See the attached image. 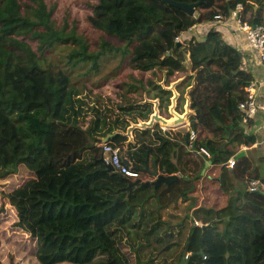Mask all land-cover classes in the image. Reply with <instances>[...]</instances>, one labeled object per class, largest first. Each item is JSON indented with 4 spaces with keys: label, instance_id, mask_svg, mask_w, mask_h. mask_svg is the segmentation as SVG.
<instances>
[{
    "label": "trees",
    "instance_id": "16d2710c",
    "mask_svg": "<svg viewBox=\"0 0 264 264\" xmlns=\"http://www.w3.org/2000/svg\"><path fill=\"white\" fill-rule=\"evenodd\" d=\"M97 1V26L118 44L103 41L90 52L75 30L57 27L44 0H30L25 12L18 0H0V181L26 174L4 197L16 212L15 227L36 243L37 262L264 264V196L243 185L264 180V156L253 160L257 138L246 131L240 110L255 79L221 30L194 31L219 16L228 18L239 4L244 21L264 25V0H202L194 16L160 0ZM179 37L186 45H179ZM57 46H75L67 54L71 70L90 62L89 73L98 72L102 56L125 53L133 70H158L166 86L181 80L178 88L193 112L196 137L190 144L206 148L212 165L224 167L248 149L233 170L222 169L220 188L234 194L229 206L194 211L202 226L212 223L206 231L196 219L184 227L162 217L171 204L191 200L206 164L189 158L188 135L147 125L161 94L142 97L143 84L127 85L114 107L93 102L91 91L81 96L72 89L70 74L51 58ZM162 93L169 107L172 94L166 88ZM140 123L141 136L130 140L131 132L140 133L133 128ZM111 134L116 135L109 143L127 151L136 171L143 172L149 158L162 175L179 179L130 193L129 179L110 172L104 161L102 140Z\"/></svg>",
    "mask_w": 264,
    "mask_h": 264
},
{
    "label": "rangeland",
    "instance_id": "374dc122",
    "mask_svg": "<svg viewBox=\"0 0 264 264\" xmlns=\"http://www.w3.org/2000/svg\"><path fill=\"white\" fill-rule=\"evenodd\" d=\"M18 1L23 7V12H25L27 9L25 6L30 4V0ZM44 1L48 8L54 11L53 18L56 21L57 27L62 28L67 26L68 32L75 30L76 35L82 37L88 43L90 52H97L103 41H107L114 46L118 44V40L115 37L110 36L102 27L97 26V21L95 19L97 17L94 15V8L98 3L97 0ZM196 30H198V28H196ZM181 41L183 42L182 45H186L183 37ZM71 47L73 48L75 46ZM71 47L65 48L64 46H57L52 52L51 58L57 64L58 68L64 69L65 71L67 70L72 78V89L79 92L81 96L87 94L89 90L92 92L93 102L95 99H98L103 105L114 107L117 102H120L118 94L126 91L128 88L127 85L141 87L143 84V90L139 92L142 94V97L149 98V96L155 95V93H160L162 96V98L153 101L155 108L154 114L162 119L171 118L172 120H169H171L170 122L172 123L174 122L172 124L173 127L176 125L184 126L187 122H190V117L181 110L184 109L182 102L186 100L182 98L181 89L178 88L180 83H171L166 86L167 80L164 79L158 70L144 73L133 70L130 67L131 55L125 53H117L113 56L108 54L102 56L99 60L100 69L98 72L89 73L91 67L90 62L81 63L75 70H71L66 64L67 54ZM125 48L128 50L129 45L125 44ZM149 81L158 84L159 88L153 89V85L155 84L150 85ZM164 88L172 94L170 103L173 104L174 108H172L171 113L169 112L170 109L168 110L166 107V96L162 93ZM137 96L138 94H136V97ZM116 112H119V110L116 109ZM140 124L138 127H133L134 129L140 128L138 130L140 133L135 134L131 132L129 135L130 139H135L138 134L141 136L143 125L141 126ZM156 124L159 129L163 131L164 122L157 120ZM182 134L185 133L182 132ZM251 152L254 161L264 156V152L258 148H255ZM233 160H235V158ZM214 172L215 171H209L207 175L210 178L206 177V175L204 179L202 178L200 182L194 184L190 202L179 200L171 204L168 208L163 209L161 212L163 219L171 222L173 225L185 224L184 227H190V221L192 219L198 220L196 214L192 211L193 207L197 206L199 209L213 210L216 212L226 209L231 202V198L234 197V194L227 195L222 191L217 180L219 178V173L213 174ZM25 178L26 174L8 181H0V264H39L35 257L36 243L31 241L26 233L18 227H15L16 212L4 197V194L10 193L12 189L21 184ZM254 181H259L264 184L263 178L262 180ZM251 183L252 182H246L243 185L248 189ZM243 185H238L237 188L242 189L244 188ZM262 189L264 190V188ZM238 204L234 203V208H236ZM202 216L205 217V219L209 217L206 214ZM200 221L202 220H198L199 223H201ZM159 261L161 262L162 260Z\"/></svg>",
    "mask_w": 264,
    "mask_h": 264
},
{
    "label": "built area",
    "instance_id": "2783aa9c",
    "mask_svg": "<svg viewBox=\"0 0 264 264\" xmlns=\"http://www.w3.org/2000/svg\"><path fill=\"white\" fill-rule=\"evenodd\" d=\"M244 7L242 4L236 6L228 18L217 17L214 22L204 24L203 27L221 30L223 33L229 31L230 33L243 34L248 42L251 49L257 52L259 60L264 68V25L253 26L248 22L244 21L242 13ZM176 41L181 45V37L177 38ZM263 83L254 80L250 86L247 88L248 99L240 104V110L244 114L243 124L247 125L250 120L254 119L259 112L264 113V101H258V92L261 90ZM164 132H168L171 129L164 127L162 128ZM174 130V129H173ZM189 137V152L198 153L204 156L206 159L211 160L210 152L202 147H194L192 144L195 140V133L193 131L186 134ZM104 152V161L107 165L113 167L114 171L125 176L131 181L142 180L144 182L142 173L136 171L133 167L126 164L125 154L127 151L122 152V149L118 146H114L110 143H103L102 145ZM236 161L231 159L224 168L233 170L235 168ZM264 188V184L259 181H252L251 185L248 187L250 192H256L259 189ZM195 225L202 227V224L195 221Z\"/></svg>",
    "mask_w": 264,
    "mask_h": 264
},
{
    "label": "crops",
    "instance_id": "0c3cea01",
    "mask_svg": "<svg viewBox=\"0 0 264 264\" xmlns=\"http://www.w3.org/2000/svg\"><path fill=\"white\" fill-rule=\"evenodd\" d=\"M196 28L204 29L205 27H203V25L202 26L198 25ZM196 28L194 29V31L196 30ZM224 37L230 43L231 46H233L234 48H236L238 51H240L242 53L243 61H244V68L252 72L255 80H258V81L263 83L261 90L257 94V96H258L257 98H258L259 102L264 101V68H263V66L259 60L257 52L249 47L248 42H247V40L243 34L230 33L229 31H225ZM180 81L181 80H178V81H175L173 83L177 84V83H180ZM182 98H185L186 101L182 102V105H184V109H181V110L183 113H186L190 117L193 112L189 109V100L187 98V95L182 94ZM166 107H167V103H166ZM167 108H168V110L170 109L169 112L171 113L172 108H174L173 104L170 103V106ZM174 112L177 113L176 111H174ZM169 119H171V118H165L164 119L167 122V123H164V127L170 128L171 130L168 132H163V133H174V134L175 133H181V135L184 136L186 134H189V132H191V123L190 122H187L184 126L174 124L176 126L173 127L172 124L174 122L173 123L170 122L172 119L171 120H169ZM154 124H156V123H154ZM138 125H134V127H138ZM140 125L142 126L143 123H141ZM247 125H248L246 127L247 130L246 129L245 130L249 134L255 135L257 138V144H256L255 148H258L259 150L264 152V113L259 112L258 115L254 119L250 120ZM137 129H140V128H137ZM182 132H184L185 134H182ZM129 138H130V136H129ZM130 140H132V139H130ZM254 149H252V150H254ZM243 150L248 151L247 148H243ZM189 158L196 161V162H200V161L205 162L206 166H205L204 171H203L204 174H202L203 179L209 173V171H211V172L215 171L213 174L218 172L219 178L217 180L219 183L222 169L225 166L221 167V166L212 165L210 160L206 159L202 155H199L197 152L196 153H189ZM125 160L128 161V158L125 157ZM148 161H149V158L146 162H147L149 168L153 170L155 161H150V164L148 163ZM218 167H219V169H218ZM203 175H204V177H203ZM143 177H144L145 181H152V180L154 181V179L149 175L143 174ZM206 177H208V175ZM208 178H210V177H208ZM212 179H214V178H212ZM185 202H190V200L185 201ZM197 209H199V207L195 206V207H193L192 211H195Z\"/></svg>",
    "mask_w": 264,
    "mask_h": 264
},
{
    "label": "water",
    "instance_id": "95a60500",
    "mask_svg": "<svg viewBox=\"0 0 264 264\" xmlns=\"http://www.w3.org/2000/svg\"><path fill=\"white\" fill-rule=\"evenodd\" d=\"M163 3H166L168 5H171L177 9H180L184 12H186L189 16H194L196 14L197 8L199 7V5L202 3V0H200L198 3H194V4H187V3H180V2H176L173 0H160ZM180 45V44H179ZM178 45V46H179ZM157 120H160L164 123H167L164 119L158 117L156 114H154L150 120V122L147 124L148 126H152L154 125V123H156ZM116 134H111L108 135L106 138H104L102 140V143H109ZM246 155V151L243 150L242 152H240L236 157L235 160L238 161L242 156ZM127 164H129L128 161H126ZM108 170L110 172H114V169L112 166L108 165ZM143 173L146 175L151 176L154 181H147V182H142L141 180H137V181H129V192L132 193L133 188L137 187V186H141V187H148V186H153V187H159L162 184H166V185H171L172 183H174L175 181H177L179 179V177L177 175H173V176H164L160 173L159 168L157 166L156 161L154 162V168L153 170L149 168L148 164H146V167L143 169ZM257 194L259 195H263V192L260 191H256ZM210 226H212V223L205 225L202 227L203 231H206ZM201 255V254H200Z\"/></svg>",
    "mask_w": 264,
    "mask_h": 264
},
{
    "label": "clouds",
    "instance_id": "9594fccd",
    "mask_svg": "<svg viewBox=\"0 0 264 264\" xmlns=\"http://www.w3.org/2000/svg\"><path fill=\"white\" fill-rule=\"evenodd\" d=\"M196 12H197V11H196ZM202 25H204V24H202ZM202 25H201V26H202ZM197 26H198V25H197ZM197 26H196V27H197ZM147 124H148V123H147ZM125 162H126V161H125ZM130 166H131V165H130ZM141 173H142V176H143L144 173H143V172H141ZM143 179H144V177H143ZM129 181H131V180H129ZM136 181H137V180H136ZM141 181H142V180H141ZM152 181H153V180H152ZM152 181H151V182H152ZM132 182H134V181H132ZM142 182H143V181H142ZM144 182H147V181H145V179H144ZM144 182H143V183H144ZM202 227H203V226H202Z\"/></svg>",
    "mask_w": 264,
    "mask_h": 264
}]
</instances>
